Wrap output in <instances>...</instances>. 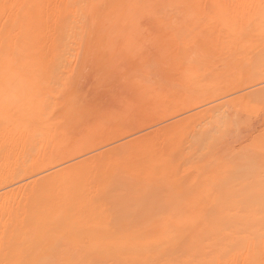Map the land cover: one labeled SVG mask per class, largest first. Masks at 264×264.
I'll return each mask as SVG.
<instances>
[{
    "label": "rangeland",
    "instance_id": "374dc122",
    "mask_svg": "<svg viewBox=\"0 0 264 264\" xmlns=\"http://www.w3.org/2000/svg\"><path fill=\"white\" fill-rule=\"evenodd\" d=\"M162 1L165 3L166 0ZM169 1L167 4L171 5L175 1L173 7L170 4L168 6L174 10L177 6L176 12L169 9L170 7L165 9L168 6L164 4V11L163 8L161 10L163 13L160 11L161 15L155 17L156 11L160 8L153 9L156 10L154 12L151 10V3H148L150 7L145 5L146 11L142 12V16L136 13L135 17H130L132 14L127 15L128 18L124 15L127 17L124 22L120 20L124 16L119 18V15L113 16L114 19L109 20L111 25L116 18L117 22H122H119L121 27L116 22L114 27L111 26L112 29L115 27L117 29L114 34L111 32L112 29L108 31L110 29L108 27L101 28V31L105 30V32H101L100 35V27H104L102 20L103 25L99 26L97 34L103 40L102 35L105 33V37L108 35L110 41L106 37V42L103 40L105 43L100 44L98 43L100 37L96 34L97 37L94 38L98 39V45H95L96 39L93 40L94 42H89L95 45L91 44V47L94 46L93 52L89 51L91 50L89 43L83 50L77 47L71 48L82 37H89L84 32L87 36L79 33L80 37L82 35L79 40H77L78 35L75 38L72 34L77 40L75 43L71 42L70 35V41L69 38L66 39L68 44L64 43L68 46H65L66 49L58 45V49L64 47V51L56 48L61 56L57 55L56 49H52L54 50L52 52L49 49L52 47L49 45H47L49 47L45 45L47 48L41 46V49L36 45L37 50H34V53L38 52L37 57H34L36 53L32 54L33 50L31 53L28 51L33 57L29 53V56L27 55L29 59L31 57L33 64L24 62L27 59H24L26 56L21 53L20 62L24 59L21 64L18 65L19 61H17L15 64L12 63V66L11 64L1 66L6 69H0L2 70L0 74L3 75L0 77V264H45L41 257L43 255V260L49 255V258L65 257L66 246L70 240L75 246L81 245L88 239L98 242L105 235L107 236L109 229H112L109 231L113 232L117 241L126 239L127 226H130L132 221V212L128 213L131 209L128 207L129 210L126 211L128 208H123L124 204L121 207L122 194L120 197L117 196L118 194L115 195L114 188L127 186L128 183L132 186L135 182L133 185L138 183L140 185L137 184L138 187L145 192L149 188L144 185L145 182H142L151 170L158 169L159 172L161 170V173L158 171L155 173L162 174V177L154 176L156 179L161 177L162 182L166 183L165 185L162 183L163 188L164 186L167 188L164 190L169 192L175 190L180 193L189 188L187 185L188 188L184 189L181 185L186 178L193 181L200 178L202 182L208 179L206 175L209 170L210 173L213 168L219 169L221 164L232 155H234L232 158L237 156L234 166L237 167V163H241L240 169L243 173L249 174L255 169L254 174L258 172L256 165L263 167L257 159L264 158V93L255 97L248 95L246 97L245 94L246 87L250 88L258 81L264 82V59L259 67H253L249 62L250 56L253 54L257 56L264 50L263 0L259 2L257 0ZM260 2L263 7L259 5ZM11 3L17 4L13 6V10L15 13L19 11L18 15H21V12L30 14L27 13L29 7L27 11L22 9L24 2L21 1L20 4H23L19 5V1L13 0ZM159 3L162 2L156 4L160 6ZM12 5L10 4L11 8L9 7L11 10ZM157 5L153 7L156 8ZM148 8H151V11ZM147 9L148 15L152 11L156 13L155 18L152 17L153 14L147 15ZM144 13L147 18L146 15L143 18ZM139 15L142 18L138 17ZM16 17L14 21L11 17L10 21L16 22L19 30L22 26L19 28L18 23L22 20V25L25 24L24 28L30 23L27 17L29 20H34L32 15H27L17 22ZM24 18L27 23H24ZM33 20L31 22H36ZM144 20L151 23L146 24ZM16 23L13 26H16ZM26 29L28 28H25L24 32ZM26 33L30 32L26 31ZM25 34L22 36H27ZM94 34H90V37ZM74 38L72 39L75 40ZM26 49L24 48L25 51ZM48 50L51 53H48ZM205 61L208 64L206 66H204ZM25 64L27 65L24 66ZM167 70H173V73ZM144 85L145 87L148 85L147 90ZM151 85L154 86H152L154 91ZM151 98L153 101H149ZM45 101L47 108L42 109L43 115L41 114L42 117L45 116L40 117L42 120H36L39 119L40 114L37 113V117L33 115L35 111L33 108L39 107L41 102L45 103ZM26 110L29 112L26 113ZM33 117H36L35 122L32 120ZM171 121H176V124ZM28 122L43 124L45 129L42 127L41 131L33 130L32 133L31 129H26L30 126ZM167 122L171 123L169 127L164 126L161 132L152 135L153 137L148 136L154 140L148 141L147 137L135 139L134 142L129 141L136 134L139 137L138 133L143 134L153 129L150 127H162ZM59 129L63 136H60L62 133L59 134ZM25 130L28 132L30 130L31 134L25 133ZM203 131L208 134L207 141H203L206 139L200 137ZM157 135L161 136L160 139L156 138ZM237 135H240L241 139L243 137V141L235 139V136L239 137ZM231 138L235 143L239 142V145L237 144L239 149L258 152V154L252 153L256 154L253 157L257 161L253 169L250 170V165L255 164L251 152L248 154L246 152L244 156L245 151L242 149L244 153L240 150L238 155L242 152L243 156L235 155L239 150L235 151L238 148L233 143V139L232 146L228 145L231 143ZM51 139L54 142H50ZM66 139H69L70 143ZM126 140L132 143L128 142L129 145L123 147L118 145ZM145 140L153 143H149V146L147 142H143ZM227 145L231 148L229 149ZM109 147L116 149L98 155ZM132 150H141L145 154L139 151L143 155L138 158L136 154L139 152L134 151L138 161L135 157V162H130L128 154L131 156ZM201 151H204L203 154L206 156L207 161L205 160L204 164L207 171L203 173L198 169V173L190 174L191 170L189 173L185 168L188 169V166L199 160L197 158ZM230 151L235 152L233 154ZM95 153L98 156L96 160L87 159L81 162V159ZM136 161L137 164H133ZM230 161L234 163V159ZM247 163L246 169L250 166L248 167L250 171L243 169V165ZM240 169L238 170L241 171ZM261 170L264 173L263 168ZM139 181L147 188L146 190L141 187ZM208 183L209 181L206 184L209 185ZM209 186H202L205 188L203 193ZM101 189L106 191L107 197L106 195L103 197L101 192L102 195H99ZM131 189L130 187L129 190ZM129 190L124 193L128 192L129 195ZM138 190L140 193L141 190ZM190 190L191 188L188 192ZM148 192H145V195ZM163 200L170 203L166 198ZM171 204L166 202L170 210L174 206ZM170 210V218L167 215L168 220L173 217L172 212L174 213L173 209ZM127 219H129L128 224ZM111 220L113 223L110 222ZM150 229L151 227L147 232ZM143 235L146 233L141 234L142 238ZM121 242L125 243L124 240Z\"/></svg>",
    "mask_w": 264,
    "mask_h": 264
},
{
    "label": "bare ground",
    "instance_id": "6f19581e",
    "mask_svg": "<svg viewBox=\"0 0 264 264\" xmlns=\"http://www.w3.org/2000/svg\"><path fill=\"white\" fill-rule=\"evenodd\" d=\"M10 1L11 0H0V69H2V70L5 67L1 68V66H5L6 64H7V66H8V64L9 65L11 64L10 66H12V63L15 64V62L19 61V62H17L19 65V63L20 64L22 63V60H24V59L28 60L29 57H27V55L29 56V54L31 53L32 50H33L32 54L34 55L36 53V52L34 53V50H37V48H39V46L41 49V46L45 47V45L46 46L49 45L52 48H50L49 46H47V47H49V49H51V51H52V49H56V48L58 49L59 48L58 45L68 47L64 43H67L66 42L67 38H69V41H70V35H71V40H72L71 42H73V43H75L77 40H79L82 37V35L80 37V34L85 32L86 34L89 35V37H88L84 33L83 36H87V37H84V38L82 37L75 44L72 43L73 45L71 48H74V49H75V47H77L78 49L81 48L83 50L84 47L88 46L89 42H94L95 39H96L95 45H98V43L101 44L103 42V40L105 41V38L108 36V35H106V37H105V33H104V35H102V37H103V40H102V38L97 34L99 31H100L99 32L100 35H101V32H105V30L101 31L102 30L101 28L106 29V28L110 27V29L108 30V31H110L112 29L111 26L114 27L116 23H117V25H119L122 22H124L125 21L124 19H126L128 17L127 15L130 16L131 14L133 15V13H134V15L133 16L131 15L130 17L137 16V15H135L136 13L141 15L142 12L146 11L145 5L146 6L148 5L147 7H150L148 3H151V5H152L151 6L152 9L150 8L151 10L157 9V8H158L157 10H159V8H160L159 11L153 10L154 12L156 11L157 14L152 11L153 13L150 12L149 15H148V13H149L150 9L149 8H148L149 10L147 9L148 10L147 15L150 16L151 14H153V16L152 15L151 16L153 18H155V17L161 15L160 11L162 10V8L164 11L165 6H168L170 4V3L167 4L168 0H166L165 3H163L164 1H162V0H149L150 2H146L147 0H26V1L14 0V2L19 1V5L23 4V3L20 4L21 1L24 2V4L22 5L23 6L22 9L27 11V9H28L27 7H29L30 8L29 10H31V11L28 10L29 12L27 11V13H30V14H26V13L23 14V12H21L22 13L21 15H23L22 17H25L27 15L28 16L32 15L34 17V20L31 18L30 19L33 21H36V22H31V20H29V17H27L28 21L30 22V23H27V20H25V18H24V20H25L24 23H27L25 28L30 29L32 27L30 30L26 29L27 32H30L27 34L26 31L24 32V30H25L24 25L25 24L22 25V23H23L22 17H21V15L17 14L19 11H17V13H15V10H13L14 9L13 6L18 2H16L14 4V3H11V2H13V0L11 2ZM159 1L162 2V3H159L160 6H158L156 4ZM202 1H204V0H202ZM257 1L259 2V0H257ZM33 2H35V3H33ZM173 2L175 3V1H173ZM173 2H172V5H174ZM261 2L259 3V5L261 4L260 6L263 5ZM263 2H264V0H263ZM144 3H147V4H144ZM10 4H13L12 5V10L14 11L13 13H12V10L9 9ZM164 4H167V5L164 6ZM206 4L208 5V3H206ZM155 5H157L156 8H154ZM171 6H168L165 9H167L169 7H170L169 9H171ZM175 6H176V4H175ZM259 7H258V9H259ZM176 8H177V6L175 7V10H176ZM15 9L19 10L18 8H15ZM206 9H208V8H206ZM258 9H256V10H258ZM262 9L263 8H261V10ZM171 10H174V9L172 8ZM169 12L173 13L171 11H169ZM11 13H12V16H11ZM13 14H14V17H13ZM16 14L19 16L18 18L16 17ZM117 15H119L118 18L120 16L122 17L124 15H126L127 17L124 16L123 19L120 18V20L122 22L121 21L117 22L118 19L116 18V21H113L114 23L115 22L116 23L115 24L112 23V25H111V21L109 22V20H113L114 17ZM140 15L138 17L142 16V15L141 16ZM145 15L146 14L144 13L143 18ZM147 15L145 18H147ZM154 15H155V17H154ZM11 17H12L13 21H14L15 17H16L15 21H17V19H18L17 22H19V20H22L21 21L22 23L21 22L18 23L19 28H21V26H22V28L20 30L18 29L16 22L15 23H16L17 28H15V29L13 28L16 26L15 25L13 26V24H15V23H11V21H10ZM111 18H113V19H111ZM148 18H150V17H148ZM104 20L105 21L107 20L106 23ZM101 21L104 23V27H100V30L98 31L99 26L103 25V23ZM107 22L110 23V26H109V23H107ZM119 22H121V23H119ZM142 22H143V20H142ZM10 23H11V25H10ZM147 23H149V21H147L146 24ZM106 24H108V25H106ZM28 25H30L31 27L30 26L28 27ZM119 26L121 27V25H119ZM115 28H113L112 29L113 31H111L113 34H114V31L116 32V30H117ZM108 31L106 30V33ZM21 32H22V34L26 33L25 35H27V36H24V35L22 36V34H20ZM74 33H76V34H74ZM92 33L93 34L95 33V34L90 37V34H92ZM72 34L74 35V37L76 35H78L77 37H79V38H77V40H76L75 39L76 37L74 38ZM96 34L100 37L99 40L96 38L97 37ZM108 34L111 35V33H108ZM113 34H112V36H113ZM67 36H69V37H67ZM94 36H96V37L94 38ZM112 36H110V39L112 38ZM72 38H74L75 40H73ZM106 39H108V41H110L109 37H107ZM97 40H98V43H97ZM71 42L69 43V45L71 44ZM105 42H103V43H105ZM174 43L177 44V42H174ZM91 44L92 43H89L90 47H91ZM92 45H94V43ZM54 46H55V48H54ZM61 46H60V48H61ZM94 46L91 47V50L88 47L89 51L93 52L92 50H93ZM28 47L29 48L31 47L33 49L30 48V50H28L29 49ZM47 47H45V48H47ZM64 47H62L61 49H58V50L64 51V49H63ZM66 47H65V49H66ZM24 48L25 49L28 48V49H26V51H25ZM77 48H76V50H77ZM22 49L25 52H27V54H25V52L22 51ZM42 49H44V48H42ZM28 51H30V53ZM38 51H39V49H38ZM51 51L48 50V53L49 52L51 53ZM40 52H39V55H40ZM262 52H264V50L261 51L260 53H258L257 56H254L256 54H253V56H250V59H249L250 65H251V63H252L253 67H259V65H261V61L263 62V59H264V53L262 54ZM21 53H24L23 56H26V57L25 58L23 57L24 59H22L20 62V59L22 57ZM37 53L34 55V57L35 56L37 57ZM48 53H45V55L46 54L48 55ZM78 53H79V51L77 52V54ZM32 54H30V56H32ZM59 54L60 53L58 51L57 55H59ZM57 55H56V57H57ZM61 55H59V56H61ZM81 56H83V55H81ZM92 57H93V54H92ZM100 57H102V56H100ZM35 58H33V59H35ZM81 58H80V60H82ZM84 58H85V56H84ZM95 58H96V56H95ZM30 59H31V57H30ZM30 59L28 61L24 60V62H28V63H30V65H31V63L33 64L34 62H32ZM101 59H103V58H101ZM35 60H33V61H35ZM83 62H84V59H83L82 63ZM96 63H97V61H96ZM208 63L210 64V62H208ZM98 64H100V62ZM103 64H104V62H103ZM26 65L27 64H25L24 66H26ZM167 65H168V63H167ZM169 65H171V64L169 63ZM206 65H208L207 62H206V64H204V66H206ZM165 66H166V64H165ZM171 66H168V67H171ZM21 67H23V66L21 65ZM21 67H19V68H21ZM171 69H173V68L171 67ZM2 70H0L1 74H2ZM16 70H18V69H16ZM19 71H18V73H19ZM163 71H165V69H163ZM167 71L169 72L170 70H167ZM172 71H170L171 74L173 73ZM160 73L162 74V71ZM220 73H221V71H220ZM2 76L3 75H1L0 77H2ZM168 77H166V78H168ZM97 78H99V77H97ZM147 86L145 87V85H144V87L146 88L145 90L148 89ZM152 86L153 85H151L150 87H152ZM153 87H152V89H153ZM102 88H103V86H102ZM247 88L248 87H246V91H245L246 97H247V95H248V97L249 96L255 97L256 95H259V94L263 95V93H264V82L262 81L261 83H259V81H258V83H256V84L254 83L253 86H251L248 89ZM153 91H154V89H153ZM148 92H150V91L148 90ZM151 93H154V92L151 91ZM94 94H95V92H94ZM259 96H261V95H259ZM152 97H154V96H152ZM149 98H150V96H149ZM147 101H148V99H147ZM149 101H153L152 98ZM45 104H46V101H45V103L41 102V105H40L41 107L35 106V108H33L35 110L34 112H36V113L33 112V115L34 114L36 115L37 113L40 114V115L37 114L39 119L36 118L37 117V115H36V117H35L36 120H42V119H40V117H42V115H43L42 111L44 110L45 107L47 108V104L46 105ZM148 104H146V106ZM37 106H38V104H37ZM42 106H44V107H42ZM31 109H30V111H31ZM28 112L29 111L26 110V113H28ZM24 113H25V111H24ZM46 116H47V114H46ZM57 117H59V116H57ZM33 118H32V120H33V122H35L34 121L35 118L34 119ZM98 119H100V117ZM97 121L98 120H96V123H97ZM176 121L178 123L179 120L177 119ZM176 121H171V122L174 124ZM36 122H38V121H36ZM28 123L30 126L27 125V126H29V128L26 127V129H31L32 133L34 132L33 130H37V131L42 130L43 124L41 125L40 123L37 124V123H32V122H28ZM170 125H171V123L169 124V122H167L164 125H162V127L159 125H157L159 127H156V128H154L155 126L150 127L153 129H151V130L149 129V131L144 132L143 134H141L142 132H140V133H138V134H140L139 137L136 134V136L135 135L134 136L137 138L132 137L131 139L129 138L130 140L129 139L128 140L134 142L135 139H138V138L139 139H146L149 135H150L149 137H151L152 135L159 133V131L161 132V130L164 129V126L169 127ZM46 126H47V124H46ZM167 127H165V128H167ZM43 128L45 129V126ZM161 128H163V129H161ZM60 129H62V128L60 127ZM46 130H48V129H46ZM24 132L25 133L27 132V134H31V133H29L30 130H29V132H28V130L27 131L25 130ZM48 132H49V130H48ZM53 132H54V129H53ZM64 132H66V131H64ZM55 133H56V131H55ZM60 133H62L61 130H60L59 134ZM47 134H49V133H47ZM56 134H54V135L56 136ZM59 134H57V135H59ZM51 135H53V134H51ZM201 135L202 136H200V137L202 139H206L203 141H207V138H208L207 132L203 131V133H201ZM48 136H50V135H48ZM60 136H63V133ZM69 136H70V133H69ZM228 136H230V135H228ZM232 136H234V135H232ZM237 136H239L240 139H239V137H236V136L234 138L235 139L238 138L237 139L238 141L239 140L243 141V137L241 139L240 135H237ZM45 137H46V135H45ZM58 137H56V138H58ZM149 137L147 138L148 141H150V139H153V138H149ZM160 137H158V135H157L156 138L160 139ZM225 138H227V137H225ZM228 138H230V137H228ZM52 139H54V138L52 137ZM52 139L50 142H54ZM202 139L200 141H202ZM232 139L233 138H231L230 141ZM58 140H60V139L58 138ZM66 140L68 141L69 139H66ZM128 140H126V141H124L118 145L120 147L121 146L123 147L124 145L128 144V142H129ZM55 141H56V139H55ZM138 141H140V140H138ZM148 141L145 140L143 142L148 143ZM223 141H222V144H223ZM238 141H236L237 143H235V140H234V142L231 141V143L228 145L232 146V142H233L234 144H236L235 145L236 148H238L237 147L239 145ZM68 142L70 143V140ZM132 142H129V144ZM241 142H240V144H241ZM60 143H61V141H60ZM149 143L147 145H149ZM151 143H153V142H151ZM184 143H185V140H184ZM187 143H189V141ZM227 143H229V141ZM56 145H57V143H56ZM144 145H145V143H144ZM114 146L116 147V145H114ZM153 146H154V144H153ZM115 147H112V148L109 147L102 152L99 151L100 153H98V155L100 156V154L102 155V154H105L107 152L110 153V151L113 152L114 149H116ZM230 148L231 147H229V149ZM232 148L234 149V147H232ZM242 149L245 151V153ZM242 149L241 148L235 149V151L239 150L238 152H236L237 154L235 153V155H238L240 150H242V152L244 153V156H245L246 152H247V154L251 152V151L248 152V149H245V148H242ZM134 151L135 152L140 151L141 153L145 154V152H143L144 149H143V151L132 150V152L129 151L130 153H132L131 156L133 154L135 155ZM140 152H139V154H140ZM234 152H233V154H234ZM242 152L240 153V155L243 154ZM255 152L252 151L250 153V155L252 157L256 156V154H252ZM203 153H204V151H201V154L198 155L199 158H197V159H199V160H197L196 162L193 163V164L196 163L195 165L192 164L193 167H191L192 165H190L187 167L188 169L185 168V170H188L189 173H190L189 170H191L190 174H192L194 172L198 173V169L202 170L203 173L204 172L206 173L207 169L205 168V164H204L205 160H206V158H205L206 156H204ZM231 153H229V154L231 155ZM256 153L258 154V152H256ZM139 154L138 153L136 154V155H138V158L143 155V154H140V155ZM96 155L97 154L95 153L94 155L92 154L89 157H85L84 159H81V162L85 161L87 159H89V161H91L92 159H95L96 157H98ZM128 155L127 156L130 159V160L129 159L128 160L130 162L131 161L135 162L134 159H135L136 155L132 156V157L130 156V154H128ZM240 155H238V156H240ZM232 156H234V155H232ZM232 156L230 159H232V160L234 159V163H233V161H230L229 158L228 159H229L230 163H229V161H227L228 159H226V161L228 163H226V161H224L225 163L224 164L222 163L223 167H221L222 166V164H221L219 169L216 167L218 170L216 168H213V169H211L210 173H209L210 170L208 171L209 175L208 174L206 175V176H208V179L205 176L206 179L203 180L204 179L203 178L202 182H201L200 178L197 180H194V181H193V179L190 180V178L189 179L186 178L185 183H184L185 180L182 181L183 184H181V185L184 189H187L189 187L188 190L190 188L192 190L193 187H195L193 189L194 191L190 190L191 192L190 191L188 192V190L187 191L183 190L184 194H183V192H180L181 193L180 194L179 192H176L175 190L173 192H169L167 190H164V188H166V187L164 186V188H163V185H162V183H163L162 178H161L162 174L161 175L158 174V173H161V170L159 172V170L157 168H156L157 169L156 171H158L157 174L155 173L156 172L155 170H151L152 172L150 171L146 177L147 180H145L146 178L143 179L144 181L142 183L145 182L144 185L147 186V188H149L147 190V191H149L147 195H145L147 193V191H145L146 193L144 191H142V189L138 187V185H139L138 183H137L138 185L137 184L133 185L135 182L132 184V186H131V183H128L127 186L124 184L125 186H123V187L121 185V186H118L117 188H114L115 189V190L113 189L114 193L116 192L115 195L118 194L117 196H119V197L121 194L122 195L124 194V196H125V194L127 195L128 192L127 193H124V192L128 191L130 189V187L132 188L131 191L129 190L131 192V193L129 192V195H127L126 197H123L121 195L123 200H121V198H120V200H121L120 203L122 202L120 204L121 207H123L122 204H124L125 207H123V208L126 209V207L127 208L129 207L131 210H129V208H128L126 211L129 210L128 213H130V214L132 212V214H131V216H132L131 220L132 221L130 222L131 225L127 226L128 236H126L127 238L123 237L126 239L122 238L125 241V243L121 242L123 240L117 241L115 239V237L113 236V232L111 233V231H109L112 229L107 228V229H109V230H107V236L105 235L102 240L98 241L96 239L98 242H94L93 239H88L87 241H84L82 243L84 245L79 244L81 247L79 245L75 246V244L73 243L72 240H70V241L68 240L69 243H67V246H66L67 255H65V257L63 256L62 258H59V256L53 255L54 257L51 256L52 258H49L50 255L48 256L47 254H45L48 257L46 259L44 257V260H43L44 255L41 256L42 261L45 264H264V173L261 172L262 168L264 170V164H263L264 161L262 162L261 159H264V158L258 157V159H257L258 163L261 162V164L263 165V167H258V165H256V163H255L257 161L253 157L254 159L253 158L252 159L255 160L254 161L255 164L250 165L251 167L250 166H248V167H250V170H251V169H253L252 167L256 165L255 168L257 167L256 171L258 170V172L253 174V172L255 170L254 169V170H251L252 174H250L251 172L248 174L245 170L244 171L246 173H243L242 169H240L242 167V165H240L241 163L240 164H239V162L237 163V165L240 166L239 168H237L238 166L235 167L236 166L235 165L236 164L235 159L237 156H235L234 158H232ZM246 156H248V155H246ZM156 157H159V156H156ZM138 158L136 159L137 161H138ZM92 161H94V160H92ZM137 161H136V163H133V162L132 163L137 164ZM248 163L252 164V162H248ZM248 163L246 165H243V169H246V166L248 165ZM225 164H227V165H225ZM248 167H247V169H248ZM204 168H205V171H203ZM215 169H216V171H215ZM238 169H240L241 171H239ZM195 170H197V171H195ZM202 172H199V173H202ZM154 175H156V177L158 175L161 177H158L159 179H156V177ZM207 180L209 181L210 184L209 183L208 184L211 186V188L209 185L206 184L208 182ZM204 181L206 182L205 184H204ZM142 183L140 182L141 187H144ZM203 184L205 186H209L206 188L209 191L208 193H207V190L204 191V193H203V190L205 189V188H202V186L204 187ZM169 185H170V183L168 184V186ZM185 185H186V187H184ZM187 185H188V187H187ZM191 186H193V187H191ZM127 188H129V189H127ZM147 188L144 187L143 189L146 190ZM200 188H202V190ZM138 189H140L143 192V194L141 191L139 193ZM101 190L102 191L99 190V195L103 194V197H104L106 195V191L104 189H101ZM100 192L102 194H100ZM107 196H108V194L106 195V197ZM101 197L102 196H100V198ZM163 198L164 199L166 198L167 200L170 201V203H172L171 205H174L172 208L174 210V213L172 212L173 220H172V218L169 220L167 219L168 216H169L168 218H170V214H169L170 208L168 209L166 202H167V204H170V203H168V201L163 200ZM164 201H165V203H163ZM128 216H129V214H128ZM128 220L129 219H127V224H128ZM110 222L113 223L112 220ZM147 226L151 227L149 232H147L148 231L147 229L149 228V227L146 228ZM145 228H146V230H145ZM108 232H110V233H108ZM142 233L143 234L146 233L147 236L143 235L144 238H142L141 237ZM110 234L114 237V239L112 238V236ZM55 257H57L59 259H57ZM39 260L41 261V258H39ZM35 264H37V263H35Z\"/></svg>",
    "mask_w": 264,
    "mask_h": 264
}]
</instances>
